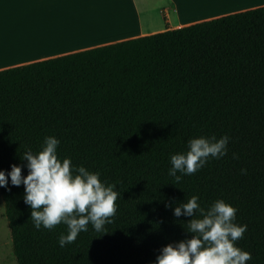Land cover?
Masks as SVG:
<instances>
[{"label":"trees","instance_id":"16d2710c","mask_svg":"<svg viewBox=\"0 0 264 264\" xmlns=\"http://www.w3.org/2000/svg\"><path fill=\"white\" fill-rule=\"evenodd\" d=\"M49 136L61 161L121 198L105 231L89 224L61 247L67 226L37 230L9 180L0 200L15 264H156L164 246L191 239L192 217L173 212L192 196L237 209L247 231L236 246L264 264V5L0 69V170L26 176L23 154ZM224 136L225 156L180 183L169 175L191 139Z\"/></svg>","mask_w":264,"mask_h":264},{"label":"clouds","instance_id":"9594fccd","mask_svg":"<svg viewBox=\"0 0 264 264\" xmlns=\"http://www.w3.org/2000/svg\"><path fill=\"white\" fill-rule=\"evenodd\" d=\"M229 137L217 140L195 138L188 142L186 154L171 156L169 175L176 183L182 176L195 175L209 158L219 159L227 154ZM59 140L45 137L41 151L23 154L28 174L20 166L12 165L5 174L0 170V188H7L9 180L14 187H24V203L31 209L34 227L52 230L60 224L67 226L68 234L59 238V245L74 243L81 232L91 224L96 232L105 231L117 213L116 201L121 194L115 185L106 186L99 173H90L84 167L73 168L70 159L57 154ZM233 158H238L233 154ZM180 173L181 175H177ZM242 174L246 170L241 169ZM237 209L223 200L215 201L207 210L201 208L198 197L174 208L175 217H192L187 223L191 239L168 244L160 250L156 264H247L251 254L242 251L236 242L244 238L247 225L234 223Z\"/></svg>","mask_w":264,"mask_h":264},{"label":"crops","instance_id":"0c3cea01","mask_svg":"<svg viewBox=\"0 0 264 264\" xmlns=\"http://www.w3.org/2000/svg\"><path fill=\"white\" fill-rule=\"evenodd\" d=\"M264 5V0H0V69Z\"/></svg>","mask_w":264,"mask_h":264},{"label":"rangeland","instance_id":"374dc122","mask_svg":"<svg viewBox=\"0 0 264 264\" xmlns=\"http://www.w3.org/2000/svg\"><path fill=\"white\" fill-rule=\"evenodd\" d=\"M0 264H15L11 254L10 240L0 200Z\"/></svg>","mask_w":264,"mask_h":264}]
</instances>
